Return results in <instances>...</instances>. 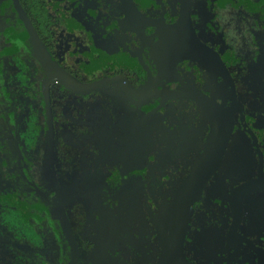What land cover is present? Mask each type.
Instances as JSON below:
<instances>
[{
	"label": "flooded vegetation",
	"instance_id": "af4514ba",
	"mask_svg": "<svg viewBox=\"0 0 264 264\" xmlns=\"http://www.w3.org/2000/svg\"><path fill=\"white\" fill-rule=\"evenodd\" d=\"M17 1L39 47L0 0V264H71L62 210L77 264H264V0ZM13 53L43 103L18 91ZM33 108L35 153L19 135Z\"/></svg>",
	"mask_w": 264,
	"mask_h": 264
},
{
	"label": "trees",
	"instance_id": "16d2710c",
	"mask_svg": "<svg viewBox=\"0 0 264 264\" xmlns=\"http://www.w3.org/2000/svg\"><path fill=\"white\" fill-rule=\"evenodd\" d=\"M19 1L21 2V0H19ZM29 3H30V5L28 6V9H29L28 11L31 14L32 19L34 18V21L38 22L39 23V27L41 28L42 18L44 20V16L42 15V10L38 9L37 6L34 3H32L31 1H29ZM27 52L29 54H31V55L33 53V52L31 53V50L29 48H28ZM17 54L13 53V54H11L9 56H6L7 57L6 59L12 58V60L15 62L16 66H17V81L20 82L19 85H18V87H20V88H18L19 89L18 91H23L24 92L23 94L28 95V98H33V99L38 100V97L41 95L40 91H39L40 89L36 88L31 83L30 77H28L25 74L26 69L23 67V65L20 64V61L17 58L18 57ZM6 74L8 76H10V77L12 75L9 72H7ZM31 75H32V73H31ZM21 87L23 89H21ZM12 90H13V88H12ZM16 90H17V88H16ZM20 94L21 93H17V94L14 93V96L16 97V96H19ZM18 102L20 103L21 100L18 99ZM39 102L43 103V96L42 95H41V99L39 97ZM43 106H44V104H43ZM7 108H9V107H7ZM45 109L46 108L44 106V110ZM32 112H31V115H30L29 119L26 120V122H25L26 129L23 130V131L19 130L20 138L23 140V142L25 144V148L28 151H33L34 149L36 150L37 147L39 146L38 144L42 145L41 142H44V141H45L46 144H48V141H49L48 131L45 130L43 132V134H44L43 135L44 140H43L42 136H41V133H40V128L38 127V122L40 121V118H41L40 115L38 114L39 109L38 108H33ZM3 117H4L5 120L8 119V122H11V115L9 113L7 114V117H6V115H3V114H2V116H0V118H3ZM45 126H46V124H45ZM2 135H3V133H0L1 137H2ZM45 143H44V145H45ZM44 145H42V146H44ZM4 149H5V147L3 145V142H0V154H2L3 152L5 153ZM45 150H46V148L43 149V152ZM32 158H34V157H32ZM32 163H34V162L32 161ZM32 208H33V206L31 205L30 209L32 210ZM2 219H3L4 224L6 226H8V231L17 232L16 234L18 236L26 237L25 238L26 241L32 247H37L38 246V244H39L38 238L40 237V234L37 232V230L35 228L33 229V227L31 226V223H26L25 219L22 218V216H20V214L15 213V212L8 213V214L4 213ZM48 226L50 227V229L52 231H54L56 229V227H57L55 222L52 219H50V218H49ZM66 262L70 263V258Z\"/></svg>",
	"mask_w": 264,
	"mask_h": 264
},
{
	"label": "water",
	"instance_id": "95a60500",
	"mask_svg": "<svg viewBox=\"0 0 264 264\" xmlns=\"http://www.w3.org/2000/svg\"><path fill=\"white\" fill-rule=\"evenodd\" d=\"M129 3L131 5H133V2L131 0H129ZM15 6H16V9L18 11V13L20 14V17L21 19L24 21V23L26 24L27 26V29H28V32L30 34V37H31V41L32 43L35 45V48H38L39 46H37V44L39 43L38 41V38L36 37V34L34 32V29H33V26L30 22V20L27 19V17L25 16L24 14V10L22 9V7L19 5L18 1L15 0ZM186 21V22H185ZM184 24H188L189 28H190V31H191V34L192 36L194 37V39L196 40V43L198 45V41H197V38L195 36V33L191 27V23H190V14L184 16V19L182 21ZM47 69L48 71L50 72L49 73V77H50V80L52 81H58L60 83H62L63 85H65V87H67L68 89H72L73 91H80V92H84V91H88L90 89H93V88H89L87 86H84L82 84H79L78 82H76L71 76H69L68 74L66 73H63L57 66L53 65V66H50L48 65L47 66ZM54 69V71H53ZM50 142H51V151L53 150V145H54V139H53V135H52V131H50ZM222 155H223V152H221L220 154V157L216 163L215 166H217L221 159H222ZM183 190H186L185 188H183ZM171 208H174V207H177L179 205V200H177L176 202H173L171 204ZM192 206V203L191 205ZM191 209V208H190ZM168 211V210H167ZM167 211L165 214H163L160 219L162 218H165L166 217V214H167ZM62 215H63V227L64 229L68 232L69 236H70V241H71V245H72V250H73V257H72V262L71 264H77V249H76V244H75V239L73 237V234H72V230L70 228V225L67 221V218H66V215L64 213V211L62 210ZM166 219V218H165ZM163 219V220H165Z\"/></svg>",
	"mask_w": 264,
	"mask_h": 264
},
{
	"label": "rangeland",
	"instance_id": "374dc122",
	"mask_svg": "<svg viewBox=\"0 0 264 264\" xmlns=\"http://www.w3.org/2000/svg\"><path fill=\"white\" fill-rule=\"evenodd\" d=\"M64 20H63V23H64V25L67 27V29H70V32H73V30H74V25L70 22V16H69V14H68V12H64ZM63 17V16H62ZM84 17V16H83ZM85 18V17H84ZM86 19V18H85ZM83 24L84 25H87V27L89 28V27H91L92 26V24H91V22L88 20V19H86V20H84L83 21ZM91 25V26H90ZM94 39L96 40V41H99V39H97V38H95L94 37ZM73 73H75V72H77L75 69H73V70H71Z\"/></svg>",
	"mask_w": 264,
	"mask_h": 264
}]
</instances>
